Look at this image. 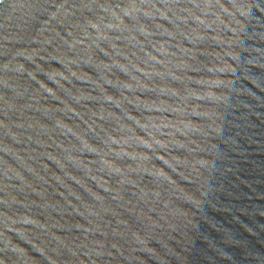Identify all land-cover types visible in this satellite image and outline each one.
Masks as SVG:
<instances>
[{"label":"water","instance_id":"95a60500","mask_svg":"<svg viewBox=\"0 0 264 264\" xmlns=\"http://www.w3.org/2000/svg\"><path fill=\"white\" fill-rule=\"evenodd\" d=\"M0 264H264V0H0Z\"/></svg>","mask_w":264,"mask_h":264}]
</instances>
